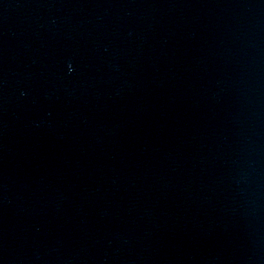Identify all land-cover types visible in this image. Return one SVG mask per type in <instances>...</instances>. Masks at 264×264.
Returning a JSON list of instances; mask_svg holds the SVG:
<instances>
[{
  "label": "water",
  "instance_id": "1",
  "mask_svg": "<svg viewBox=\"0 0 264 264\" xmlns=\"http://www.w3.org/2000/svg\"><path fill=\"white\" fill-rule=\"evenodd\" d=\"M0 264H264V0H0Z\"/></svg>",
  "mask_w": 264,
  "mask_h": 264
}]
</instances>
